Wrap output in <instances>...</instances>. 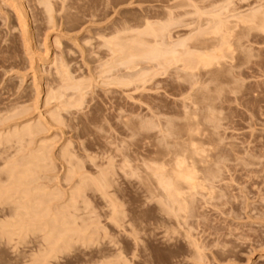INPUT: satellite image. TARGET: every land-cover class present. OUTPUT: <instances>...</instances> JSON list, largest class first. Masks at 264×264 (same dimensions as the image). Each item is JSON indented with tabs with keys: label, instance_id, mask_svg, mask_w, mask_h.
Segmentation results:
<instances>
[{
	"label": "rangeland",
	"instance_id": "rangeland-1",
	"mask_svg": "<svg viewBox=\"0 0 264 264\" xmlns=\"http://www.w3.org/2000/svg\"><path fill=\"white\" fill-rule=\"evenodd\" d=\"M190 1L196 7L175 10L192 12L181 16L189 27L178 24L191 42L202 39L195 25L204 18L264 5L233 0L226 13V0ZM173 4L0 0V264H195L194 239L207 241L203 264H264V44L256 38L231 48L224 62L230 72L212 83L203 75L185 81L173 66L164 73L143 52L138 58L137 43L147 37V22L167 23ZM121 77L131 81L119 84ZM198 93L213 100L196 102ZM206 110L217 117L212 123L203 120ZM196 114L212 135L208 148L227 157L214 183L219 198L198 197L184 227L149 198L142 167L147 155L167 148L170 129ZM26 123L35 135L21 141Z\"/></svg>",
	"mask_w": 264,
	"mask_h": 264
},
{
	"label": "bare ground",
	"instance_id": "bare-ground-1",
	"mask_svg": "<svg viewBox=\"0 0 264 264\" xmlns=\"http://www.w3.org/2000/svg\"><path fill=\"white\" fill-rule=\"evenodd\" d=\"M232 1L233 0H226L227 5H225L226 7H224V12H226V13L229 12V14H226L225 17H222L223 15H225V13L219 14L220 12H222V11H220V10H222V6L221 7L219 6L221 8V9L219 8L220 9L219 10L220 12L218 11L219 13L214 12L215 13V14H213V16L215 15L214 17L210 16V19L208 17V20H210L208 22H207L206 18H204L205 14L202 15L205 20L201 21V19H200L199 20V22L201 21L200 24L198 23L197 24L198 26L195 25L196 28H198L195 31H196V33L197 32L199 33V36L202 39H198V41L196 40V42L195 41L191 42V40H192L191 38H186V36L188 34L184 35V38L182 37V32H181L182 30H179V28L185 29L186 27H189V25H187V23H182L183 20H181L182 19L181 16L183 17L184 14H185V16H186V14H187V16L188 15L190 16V15H192V12L190 11L189 14H188V12L184 13V14L180 13V12H178V13L176 12L177 9L189 6L191 4V1L190 0L189 1H187V0H174V4L172 6H169V7H170L171 11L175 10V9L176 10H175V12L174 11L170 12L169 15L165 16L167 18V23H165L166 22L165 21L162 23L163 24L162 25V24H160V22L157 24L151 23L150 21L147 22L146 28L143 30L145 37H146V35H147V37L145 40L142 39V41H138L141 44L136 42L137 45H140V46L143 45V48L141 47V49H140L142 51H140V50H139L140 52L138 51L140 54L138 55V53H137L136 55H138V58H141V55H142L141 52H143L142 58L145 54L146 56H144V57L149 58L150 62L152 63L151 65L156 63V65L158 66V67L156 66V68L160 67L161 69H163L164 73H167V71L169 70L170 67L171 68H172V66L175 67V72H177V74H178L177 76H179V73L182 75V72L185 74L183 76V79H185V81L188 78H190L188 80L189 82H190V80L193 81V79H195V77L199 78L202 75L203 76H209V82L210 83H212L211 82L212 79H214L215 81H218V78L227 72L226 71L227 70L226 68H228L226 66L227 63H224V62H225V59H227L229 57L228 54H229L231 48L233 49V47H250L249 45L250 44L252 45L253 39H256V38L259 39V42H258L259 44H261V43L264 44V5L260 4L258 6V8L251 9L248 14L241 13V12H240L241 13L240 14V13H237L238 12L237 11V12H234L237 14H234L232 16L231 14H233V13L230 11L232 9L229 10V8H230L231 4L233 5V8H234V5H236ZM256 1H259V0H256ZM196 2H199V0H196ZM200 2H201V0H200ZM224 3H225V1H224ZM192 4H191V7H196L194 5L192 6ZM263 4H264V2H263ZM213 10H214V8H213ZM22 11H24V10H22ZM206 11H208V10H206ZM20 13H21V11H20ZM211 13H208V15ZM198 14L201 15L200 13H198ZM227 15H231V16H227ZM24 17L25 16H23V19H24ZM211 18H213V19H211ZM177 19H179V20H177ZM21 20H22V17H20V21ZM179 21H181V22H179ZM194 21L198 22V20H193L191 22L195 24ZM21 22H24V21L22 20ZM202 22L203 23L207 22V23L203 24ZM179 23L185 25L186 27L184 28V26L183 25L181 26V24H180V26H181L180 27L178 25ZM158 24L160 26L157 28L156 25H158ZM209 26H211V27H209ZM173 27H174V29L176 28L174 30L176 32L172 31ZM190 31H191V29H190ZM172 33H174V34L172 35ZM198 33H197V36H198ZM213 34H214V37H213ZM199 36L197 38H200ZM145 37H143V38H145ZM196 37L194 38V40L196 39ZM173 38L174 39L177 38V39H175L176 42L175 41L172 42ZM250 38H252V40ZM257 39H256V41H257ZM143 42L146 43L145 44L146 47H149V49L146 52L143 51L146 49V47L144 48ZM256 45H258V44H256ZM132 47L133 46H131V49H132ZM137 49H139V48H137ZM129 50H127V51L130 52ZM129 54L130 53H128L127 55H129ZM127 55H126V57H128ZM130 57H132V56H130ZM130 57H128V58H130ZM136 57L137 56H134V58H136ZM134 58H132V59H134ZM146 59L147 58H145V60ZM126 60H127V58H125V60H122V61H126ZM118 61H120V60H118ZM131 61L134 62V60H131ZM120 62H117V63L119 64ZM127 62H128V60H127ZM127 62H123V63H127ZM121 63L119 65H121ZM132 63H130V64H132ZM122 65L126 66L124 64H122ZM128 67H131V66H128ZM131 68H133V67H131ZM153 69H155V68H153ZM66 71H68V70H66ZM178 71H180V72L178 73ZM198 71L200 72L199 74L197 73ZM201 71H204V74H202ZM61 72H62V70H61ZM228 72H230V70ZM228 72L226 74H228ZM66 74H67V72H66ZM35 75L37 76V74H35ZM62 75L64 76L65 74H63V72H62ZM66 76L67 75H65V79H66ZM179 77H178L179 80H180V78L182 79V77H180V78ZM198 78H196V79H198ZM206 78H208V77H206ZM199 79H201V78H199ZM204 79H205V77H204ZM214 80H213V82H214ZM120 81L121 82L123 81V82L121 83ZM129 81H131V79L130 80L129 79H123V80L120 79L119 81H117V83L120 82L119 84H123V83L128 84ZM132 81H133V78H132ZM194 82H193V85H194ZM197 83H198V81H197ZM199 83H201V82H199ZM207 85H208V83H207ZM218 86H219V84H218ZM193 87H195V86H191L190 90L191 89L193 90ZM205 87H206V84H205ZM205 87H204V89H206ZM201 88H203V87H201ZM194 90H195V88H194ZM211 92H213V90ZM209 93H201V94L198 93L196 96V100H197L196 102H199V103L201 102L204 104L206 101L211 100L212 96H214V95H210L212 93H210V94ZM192 94H194V93H192ZM217 99H218V96H217ZM211 104L213 105V103H210V105ZM211 106H209V107L211 108ZM209 107H207V108L209 109ZM212 108H213V106H212ZM13 111H15V110H13ZM197 116H198L197 114L194 116H191V117L188 116L189 117V118L187 117L188 122L186 123V125L182 126L183 128L181 127L182 128L181 130H177L176 128H178V127L175 128V126L173 127V130L169 128L171 130L170 133H171L172 137H169L170 135H168V136L165 135V137L167 138V141L165 144V145H167V148L161 150L160 149L161 147L158 146V149H160V151L158 150V152L156 153L155 156L154 155L153 156L147 155L148 157L146 156V158H144V160H145V162L143 163L144 167H142L143 168L142 171L144 173V177L146 180L145 188H146V191L148 193L149 198L153 199V195H155V198L158 199L157 203L160 206L166 207L169 210L167 212V215L170 216V218H172L174 220V223L178 226H184V227L189 224V219H191L194 211L196 210L197 203H198V199H197L198 197H200L202 199H209L210 198V200H212L214 202L215 194H216L214 183H216V181H218V179L221 178V170H222L221 168L223 166L221 167L220 165H222L223 160L226 159V157H227V154L223 153L224 151L222 152L221 149L220 150L218 149L219 147L218 148L216 147L215 149L208 148V146L212 145V141H211L212 135H210V136L206 135V134H208L206 132L204 134V130L202 132L203 128H200V127H202L203 124L198 122ZM213 116H215V114L209 113L205 118H203V120L205 119V121H206V119H209L208 121L210 123H212L211 119L217 118V117L213 118ZM150 122H151V120H150ZM28 124H30V123H28ZM28 124L25 125L26 127L23 126L24 127L23 131L21 130L22 135H21V133L19 134V132L17 131L18 135H19L18 138H20V136H23L25 138L26 135L33 137L35 135L34 132H35L36 127L34 129V125L32 123H31L32 126L28 125ZM153 126H154V124H153ZM150 127H151V125H150ZM158 127H160V126H158ZM160 129H161V127H160ZM166 129H168V128H166ZM150 131H152V130H150ZM155 131H156V129H155ZM148 132H145V133H148ZM23 137L20 138L21 141L24 140ZM170 138H172V139H170ZM159 144L161 145V143H159ZM165 145H164V147H165ZM63 153H64L63 157H66L69 154L67 150H65ZM40 158H42V157H40ZM44 158L45 157H43V159ZM246 165H247V163H246ZM248 165L250 166V164H248ZM141 166H140V168H141ZM69 171H67V172L70 175L71 174L76 175V173H77V172L74 173L73 172L74 170L70 171V172ZM70 175H67L66 176L67 178L65 180L70 179L71 178V177H69ZM75 175H73V176H75ZM79 176H81V178H82V175L79 174ZM71 179H73V178H71ZM83 180L84 179H82V181L80 180L81 183L83 182ZM102 188L104 189L106 187L102 186ZM81 189H82V187H81ZM216 197H218L217 194H216ZM218 198H216V199L218 200ZM71 200H73V199L71 198ZM220 201L221 200H219V202ZM220 204H222V202ZM36 205H38V204H36ZM36 205L33 207L36 208ZM162 207H161V209L163 210ZM37 208H38V206H37ZM114 208H116V207L114 206ZM114 210H116V209H114ZM21 216L23 217V215H21ZM21 216H20V218H21ZM23 218H22V221H23ZM68 222L70 224V219ZM63 223H64L63 224L64 226L67 224L66 222H64V220H63ZM72 223H73V221H72ZM48 224H49V222H48ZM25 225L23 224V227H25ZM189 232L190 231H188V235H190ZM48 234L46 236H48ZM172 235H173V232H172ZM178 236H179V234H178ZM148 237L149 238H147V242H148V244H150L151 243L150 241H153V239L151 240V238H152L151 235L150 236L148 235ZM159 239H160V234L158 233L155 236V240L159 241ZM194 240L191 241V243L189 242V245H191L190 247L193 248L191 255H189V258L192 259V261H194L195 264L196 263L203 264V262H205V260L207 258L206 253H204L205 250L208 249L207 245H205L207 243V241L205 242V244H203V243H201V241H196V240L194 241ZM223 244L225 245V243H223ZM150 245H148V246L150 247ZM210 249H211V246H210ZM224 249H226V246ZM224 249L222 250L223 254L225 253ZM221 252H219V253H221ZM223 258L224 257H222V260H223ZM207 262H208V260H207Z\"/></svg>",
	"mask_w": 264,
	"mask_h": 264
}]
</instances>
